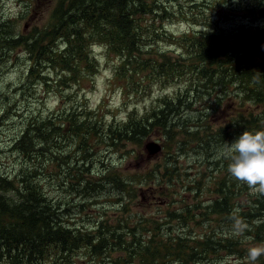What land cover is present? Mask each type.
<instances>
[{"label":"trees","instance_id":"1","mask_svg":"<svg viewBox=\"0 0 264 264\" xmlns=\"http://www.w3.org/2000/svg\"><path fill=\"white\" fill-rule=\"evenodd\" d=\"M32 1L26 3L24 14ZM242 4L239 14L255 17L253 10H257L258 15L248 0ZM163 6L160 0H56L41 29L23 28L24 33L1 22L0 62L9 61L7 54L17 50L28 56V83L15 89L16 96L29 85L34 88L39 80L50 87V75L44 70L59 71L61 79L53 81L59 93L61 87H79L98 71L92 54L95 47L119 58L121 73L115 76L135 78L125 92L129 96L146 94L161 80L189 84L173 98L158 97L157 104L144 114L129 112L120 121L108 120L100 109L87 105H65L70 96L61 99L65 106L49 116L18 115L23 130L12 149L20 166L14 175L0 172V264H75L80 255L84 260L80 264H215L212 254L219 248L233 253L226 243L230 232H225L237 220L241 224L260 219L256 234L261 239L264 200L240 204L238 181L218 169L230 163L223 157L225 143L232 144L245 131L263 128L264 63L239 51L233 36L216 26L197 31L189 25L191 30L183 37L166 36L163 23L172 22L174 14ZM237 24L235 30L242 20ZM244 35L248 34L237 37ZM162 38L179 44L186 64L156 49ZM194 95L203 100L214 96L213 106L206 109L222 110L224 125L211 129L218 122L216 117L182 114L183 109L192 108ZM12 109L16 116L17 107ZM155 131L162 134L163 156L143 175L147 187L156 189L152 212L140 201L135 212H128L124 199L116 197L121 201L119 210L125 212L124 218L116 220L122 221L113 225L101 219L67 221L72 205L64 196L97 201L109 189L125 191V179L117 178L116 171L106 175L107 170H98L94 182L86 181L94 150L102 146L116 156L128 144L139 145L140 154ZM156 175L160 178L157 186L153 185ZM47 185L55 187L57 199L50 198ZM126 194L133 199L131 190ZM139 212L151 214L141 226L131 223ZM84 216L90 214L81 209L77 217ZM204 223H208L205 229Z\"/></svg>","mask_w":264,"mask_h":264},{"label":"rangeland","instance_id":"2","mask_svg":"<svg viewBox=\"0 0 264 264\" xmlns=\"http://www.w3.org/2000/svg\"><path fill=\"white\" fill-rule=\"evenodd\" d=\"M29 0H0V34H3L2 25L3 23H9L14 25L15 28L23 31L24 24L30 23V30L34 28L41 29L44 27L47 18L49 19L50 13L52 12L56 0H33L29 11L24 14L26 3ZM163 1V7H167L170 12L174 14L172 22H164L163 28L166 31V36H174L180 38L186 35L191 30V27H196L197 31H202L206 28V25L210 28L218 27L219 30H223L225 35H232V39L238 38L237 36L242 34L254 35L258 30L264 28V18L257 15L256 11L253 10V15L256 17L247 18L245 14H239L240 5L244 0H167ZM250 2L249 7H264V0H248ZM24 14V15H23ZM252 15V14H251ZM242 20V25L235 30L238 25L237 22ZM190 25V26H189ZM156 49L160 52L166 51L169 56L174 59H178L180 64H186L187 56L183 55V51L180 50L179 44H171L167 38H162L156 45ZM1 52V50H0ZM92 54L97 61L98 71L94 75H89L85 80L80 82L79 87L64 88L61 87L60 93L55 89L53 81L56 77L61 79L59 71L51 70L47 72L44 70L45 75H50L51 85L47 87L43 84L42 80L38 81V84L34 88L25 90L24 93L16 96L15 89L19 85L28 83L27 80V67H28V56L22 50L14 51L12 54H7L9 61L0 62V172L3 174L14 175L20 164L17 162V155L12 149V144L15 138L19 137L23 126L21 125V118L18 115L25 117V115L41 114L42 116H49L51 113H55L71 102L72 105H87L89 109H100L101 114L107 116L110 120L113 118L115 121L125 119L129 112H135V114H144L146 109L155 106L158 97L169 95L175 97L182 91L189 82L172 83V79L164 80L162 84L152 87L151 91L146 94H134L127 95L125 92L129 89V84L133 79L127 74L123 77L115 76V74L121 73L118 69L119 58L109 55L103 48L95 47L92 49ZM1 55V54H0ZM261 62V61H260ZM263 63V62H261ZM40 79V78H39ZM141 76L138 77V80ZM153 81V80H151ZM155 83V81H153ZM168 83V84H167ZM30 93H29V92ZM131 92V90H129ZM70 96L71 101H67L65 105L61 103V99ZM207 96V95H205ZM214 96L206 97L204 100L200 95H194L191 98V109H183L182 114L190 116L191 118L204 117L208 114L212 117H216L217 123H212L211 129L217 128L221 124L224 125V120L221 116L222 110L215 113L211 112L210 109H206L208 106H213ZM12 106L17 107V115L12 109ZM235 107V106H233ZM205 108V111H204ZM20 109V110H19ZM7 111V113H6ZM232 111L236 112V110ZM227 119V118H226ZM264 124V119H263ZM220 123V125H219ZM210 129V130H211ZM262 130H264V125ZM255 132V130H252ZM162 134L159 131H155L146 139L147 142H158L162 147L161 141ZM171 145V141H170ZM154 150V146H150ZM139 145H125L121 152H118L116 156L112 155L110 150L102 147L99 150H94L96 153L93 159V168L85 174L87 182H94L98 176L96 172L98 170H107L106 175L113 171L118 172L122 179H125V191L123 189H109V193L105 196L96 197L97 201H93L90 198L83 200L76 196L69 198L64 196V199L68 201L71 207V214L67 217V221H71L72 224L80 223L88 220L101 219L103 223L113 225L122 220H116V217L124 218V210L119 207L121 202L116 197H122L124 199L125 208L128 212H135L139 201L144 204L148 212H152L153 197L156 193L154 187H147V178H144L145 173H149L153 169L163 156L161 152L150 159L143 157L144 152L139 151ZM175 146L173 147V151ZM225 161H229L224 158ZM149 162V163H147ZM186 161L183 162L185 165ZM184 166L181 167L183 169ZM126 169V170H125ZM159 169V168H158ZM218 169V168H217ZM222 173L227 171L229 173L228 166L222 167ZM51 172L53 170L51 169ZM50 173V170L48 171ZM226 175V174H225ZM224 175V177H225ZM222 176V175H221ZM155 184L159 183L160 178L156 175ZM108 185L111 186V181H107ZM155 186V187H156ZM143 187V188H141ZM141 188V192H139ZM238 188L242 191L240 198V204L250 205L251 201L255 198L264 200V191L254 190L248 187L246 184L238 181ZM127 190L133 192V199H129L126 194ZM46 191L51 199H57L58 194L55 192V187L47 185ZM126 194V195H125ZM125 195V198H124ZM141 196V197H140ZM214 198L212 193L211 199ZM95 203V204H93ZM86 205L85 208H81ZM91 205V206H90ZM211 203L208 204V207ZM90 206V207H89ZM154 208V207H153ZM81 209L86 210V214L90 216L84 219L77 217ZM140 211V209H138ZM241 210L238 209V215ZM150 215L145 212H139V216L131 221L132 224H138L141 226L145 220L150 219ZM209 217L207 211L206 216ZM212 216V215H210ZM76 217V218H75ZM207 219V217H206ZM70 223V224H71ZM147 223V222H146ZM231 231H226L227 246L233 251L227 252L224 247H221L213 252L212 257L215 264H252L248 259V249L258 245H264V227L260 229V238H258L256 232H258V226L261 225L260 219H257L252 223H239L237 220L233 223ZM151 225L150 222L146 226ZM208 223L202 224L203 229L206 228ZM247 226L244 228L243 226ZM142 229V228H141ZM207 231H209L207 229ZM242 231L241 235L235 234L236 232ZM89 230L86 233H90ZM225 236V237H226ZM230 239V240H229ZM75 264L83 263L82 255L78 257ZM94 264H104L95 262ZM255 264H264V255H262Z\"/></svg>","mask_w":264,"mask_h":264},{"label":"clouds","instance_id":"3","mask_svg":"<svg viewBox=\"0 0 264 264\" xmlns=\"http://www.w3.org/2000/svg\"><path fill=\"white\" fill-rule=\"evenodd\" d=\"M223 157L230 161L228 170L232 177L254 190L264 191V130L245 131L232 144L225 143ZM235 234L241 235L242 231ZM262 255L264 245L248 249L252 264Z\"/></svg>","mask_w":264,"mask_h":264},{"label":"water","instance_id":"4","mask_svg":"<svg viewBox=\"0 0 264 264\" xmlns=\"http://www.w3.org/2000/svg\"><path fill=\"white\" fill-rule=\"evenodd\" d=\"M258 16L264 18V7L258 8ZM250 39V43L247 40ZM264 29L258 30L254 35H244L236 38L233 44L236 48L245 52L251 57H257L264 62ZM150 146H154V150ZM161 145L158 142H147L143 145L145 157L150 159L161 152Z\"/></svg>","mask_w":264,"mask_h":264},{"label":"flooded vegetation","instance_id":"5","mask_svg":"<svg viewBox=\"0 0 264 264\" xmlns=\"http://www.w3.org/2000/svg\"><path fill=\"white\" fill-rule=\"evenodd\" d=\"M25 30H30V23H27V25H24Z\"/></svg>","mask_w":264,"mask_h":264},{"label":"bare ground","instance_id":"6","mask_svg":"<svg viewBox=\"0 0 264 264\" xmlns=\"http://www.w3.org/2000/svg\"><path fill=\"white\" fill-rule=\"evenodd\" d=\"M248 43H250V39L247 40ZM264 42V41H263Z\"/></svg>","mask_w":264,"mask_h":264}]
</instances>
